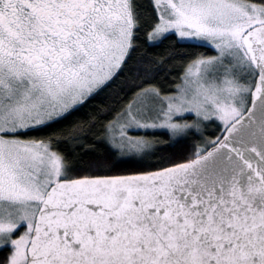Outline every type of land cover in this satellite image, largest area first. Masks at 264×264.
Wrapping results in <instances>:
<instances>
[{
    "label": "snow or ice",
    "instance_id": "snow-or-ice-1",
    "mask_svg": "<svg viewBox=\"0 0 264 264\" xmlns=\"http://www.w3.org/2000/svg\"><path fill=\"white\" fill-rule=\"evenodd\" d=\"M0 264H264V0H0Z\"/></svg>",
    "mask_w": 264,
    "mask_h": 264
},
{
    "label": "trees",
    "instance_id": "trees-1",
    "mask_svg": "<svg viewBox=\"0 0 264 264\" xmlns=\"http://www.w3.org/2000/svg\"><path fill=\"white\" fill-rule=\"evenodd\" d=\"M189 51H208L207 49H204V48H195V47H193V48H191V49H189Z\"/></svg>",
    "mask_w": 264,
    "mask_h": 264
}]
</instances>
